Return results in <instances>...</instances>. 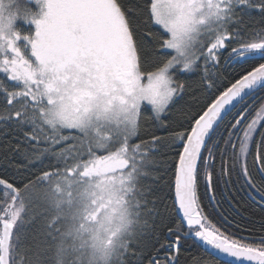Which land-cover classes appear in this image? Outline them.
<instances>
[{"label":"snow or ice","instance_id":"obj_1","mask_svg":"<svg viewBox=\"0 0 264 264\" xmlns=\"http://www.w3.org/2000/svg\"><path fill=\"white\" fill-rule=\"evenodd\" d=\"M0 76V264H264V0H0Z\"/></svg>","mask_w":264,"mask_h":264},{"label":"trees","instance_id":"obj_2","mask_svg":"<svg viewBox=\"0 0 264 264\" xmlns=\"http://www.w3.org/2000/svg\"><path fill=\"white\" fill-rule=\"evenodd\" d=\"M21 27L23 28L24 26L21 25ZM0 79H3V77L0 76ZM5 83L8 82L5 81ZM0 107H2V94H0ZM170 175L171 171H169V176ZM233 180L235 181L234 183L228 184L226 187H224L223 179H221L220 183L221 187H224L225 195L218 204L216 201H209L207 198H205V203H210L211 205H213L214 207L212 210H214L218 214L225 210H231L232 207L236 205V202L239 201L243 205V207L240 208L239 211L244 213L245 216H247L248 213H254L253 227L260 228V217L264 215V203H262L259 194L251 189H248L247 186L243 183L242 179L237 180L236 177H233ZM245 209H247V211H245ZM214 218H217L218 222H221L225 225H227L228 223L226 220H223L220 217ZM188 251L195 253L197 251H200V249L192 248Z\"/></svg>","mask_w":264,"mask_h":264},{"label":"water","instance_id":"obj_3","mask_svg":"<svg viewBox=\"0 0 264 264\" xmlns=\"http://www.w3.org/2000/svg\"><path fill=\"white\" fill-rule=\"evenodd\" d=\"M207 250H208V251H211V249H207ZM214 256H215L216 259H219V260H222V261H226V262H228V264H235V262L232 261L230 258H228V257H224V256H222V255L219 254V253H214Z\"/></svg>","mask_w":264,"mask_h":264}]
</instances>
